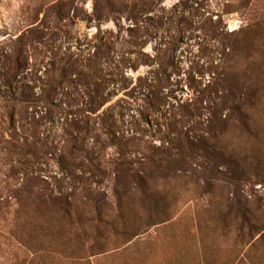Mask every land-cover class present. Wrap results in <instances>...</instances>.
<instances>
[{"label": "rangeland", "instance_id": "374dc122", "mask_svg": "<svg viewBox=\"0 0 264 264\" xmlns=\"http://www.w3.org/2000/svg\"><path fill=\"white\" fill-rule=\"evenodd\" d=\"M8 53L66 109L95 62L109 101L50 206L0 147V264H264V0H0V78Z\"/></svg>", "mask_w": 264, "mask_h": 264}, {"label": "trees", "instance_id": "16d2710c", "mask_svg": "<svg viewBox=\"0 0 264 264\" xmlns=\"http://www.w3.org/2000/svg\"><path fill=\"white\" fill-rule=\"evenodd\" d=\"M76 62L71 63L72 68L77 66ZM1 63L4 70L1 72L0 83L9 90H2L0 86V92H2L0 100L2 106L9 103V112L0 114V131L5 128L3 121L6 117L10 123L9 127L14 131L7 139L2 135L0 147L8 152L17 153L11 173L12 175L20 173L25 180H28L23 187V190L25 189L28 194L27 201L32 204L50 206L55 202L53 200L57 199L54 195L55 188H58L62 193L64 182V178L58 177L55 173H49L51 162L56 161L60 165H67L68 162L72 163L74 159H78L80 161L78 168H80L86 165V160L93 161L95 159L93 153L87 149L91 123L92 119L98 115L100 107L109 101L108 98H105L102 81L94 79L101 69L97 63L92 62V65L87 64L89 72H79L81 83L93 88L91 100L87 101L88 107L66 109L62 105V101L57 103V97L52 91H55L54 87L49 89L46 94L37 96L31 85L19 79L17 74L21 73L20 70L26 64L25 60L20 59V54L8 53ZM52 64L54 65V63ZM53 68L57 67L54 65ZM51 79L52 85L57 83L55 78L51 77ZM11 89L14 90L11 91ZM158 99L161 98L158 97ZM18 106L21 107V110L16 108ZM38 106H42L45 111L43 112L40 108L35 109V112H30L31 107L34 109ZM16 116L18 118L15 119ZM55 118L59 124L63 123L59 128L63 129L64 135L56 134V137L60 138L58 142H55V139L50 141L43 132L45 126L48 125V120L55 122L53 121ZM45 119L47 120L45 121ZM103 119L106 118L103 117ZM42 127L44 128L42 129ZM18 128L23 131L22 134L17 132ZM109 128L112 129L111 126ZM41 133L44 135L41 136ZM112 135L115 136L114 133ZM61 140L63 141L62 145L60 144ZM66 157H70L71 160ZM49 161L50 164L47 163ZM71 171L74 175L75 172ZM50 178L53 179V183L49 181ZM75 181L81 185L86 183L84 176L75 175Z\"/></svg>", "mask_w": 264, "mask_h": 264}]
</instances>
